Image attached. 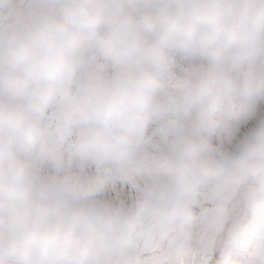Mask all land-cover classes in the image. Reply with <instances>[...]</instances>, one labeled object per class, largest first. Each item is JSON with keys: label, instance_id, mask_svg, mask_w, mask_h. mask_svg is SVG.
<instances>
[{"label": "clouds", "instance_id": "clouds-1", "mask_svg": "<svg viewBox=\"0 0 264 264\" xmlns=\"http://www.w3.org/2000/svg\"><path fill=\"white\" fill-rule=\"evenodd\" d=\"M0 264H264V0H0Z\"/></svg>", "mask_w": 264, "mask_h": 264}, {"label": "rangeland", "instance_id": "rangeland-1", "mask_svg": "<svg viewBox=\"0 0 264 264\" xmlns=\"http://www.w3.org/2000/svg\"><path fill=\"white\" fill-rule=\"evenodd\" d=\"M187 63H189V62L188 61H183V60L180 61V65L181 66H185ZM196 63L206 65L207 61H196ZM257 68H259V64L258 63H257ZM121 194H124V195L127 194V186L124 185V184H121V183H118L116 185V187L114 189L110 190V192H109V195L111 197H116L117 195H121Z\"/></svg>", "mask_w": 264, "mask_h": 264}]
</instances>
